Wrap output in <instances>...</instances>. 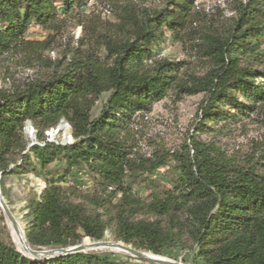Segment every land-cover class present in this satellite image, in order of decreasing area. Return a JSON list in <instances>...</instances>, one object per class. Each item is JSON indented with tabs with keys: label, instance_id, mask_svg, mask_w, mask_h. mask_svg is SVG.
<instances>
[{
	"label": "trees",
	"instance_id": "16d2710c",
	"mask_svg": "<svg viewBox=\"0 0 264 264\" xmlns=\"http://www.w3.org/2000/svg\"><path fill=\"white\" fill-rule=\"evenodd\" d=\"M196 1L167 0L155 10L116 1L109 7L117 22L101 32L82 20L85 0H0V59L41 64L53 36L27 39L32 24L55 34L72 19L84 26V36L49 70L0 87L2 194L11 204L6 181L27 172L46 182L40 191L29 182L25 196V238L33 249L100 241L111 227L116 240L154 255L181 249L197 264H264V139L240 156L219 143L246 121L264 127V0H237L232 21L216 27ZM205 19L208 26L197 28ZM167 32L192 42L194 57L209 66L203 76L186 60L158 57ZM195 95H202L197 134L178 149L158 145L150 156L140 150L138 119L166 97ZM63 120L73 142L48 141L45 132ZM27 122L36 129L32 144ZM57 162L60 172L49 168ZM168 165L174 172L162 185L152 174ZM76 167L86 169L94 188L68 184ZM4 229L0 264H126L97 252L29 257Z\"/></svg>",
	"mask_w": 264,
	"mask_h": 264
},
{
	"label": "rangeland",
	"instance_id": "374dc122",
	"mask_svg": "<svg viewBox=\"0 0 264 264\" xmlns=\"http://www.w3.org/2000/svg\"><path fill=\"white\" fill-rule=\"evenodd\" d=\"M116 1L123 2L124 0H85V3L78 8V12L83 16L82 20L86 26L92 27L98 25L101 32L106 29H112V25L117 22L116 10L110 9L109 5L115 4ZM140 8L146 9H160L163 7L167 0H133ZM237 0H197L195 6L198 10L204 11L207 15L206 19H213L215 27L225 26L232 21V17L235 15L234 6ZM200 22L197 24V28L208 26V21ZM80 19H72L64 23L61 31L58 34L51 33L48 30L43 29L41 26L32 24L26 38L30 40H48L50 36H53V42L44 49L42 52V62H27L20 56H9L0 59V87H8L14 84H19L28 80L30 77L40 72L49 70L47 65L50 61L63 59V55L66 54L68 47H75L77 40L84 36V29ZM190 41L183 39L181 41L176 40L170 32L166 33L165 39L160 42L155 48L159 53L160 58H166L168 60L178 61L186 60L189 64L190 72L198 76H203L209 66L197 57H194L193 52L190 49ZM70 56V55H68ZM202 95L187 96L182 100H175L173 97H166L165 99L156 102L153 105L152 111L143 118L138 119L136 124V130L138 133V140L140 150L146 152L147 156H150L154 147L164 146L167 149H178L181 144L188 139L190 134H197L194 130L193 120L197 113V108ZM106 99V95L97 103L93 110L94 115H98L101 111L103 103ZM26 133L32 144L36 140V129L34 126L27 122ZM47 140L50 142L58 143L61 145L69 144L73 142L71 135V127L65 121H61L59 125L49 129L45 132ZM203 139L209 140L212 138L211 134H203ZM264 139V127H261L251 121H246L240 127H236L235 130L228 136L219 137V143L223 149L231 156L244 155L250 152L253 145L260 140ZM49 168L60 172L63 170V165L59 162L51 165ZM174 172L171 165L161 167L157 169L152 178L156 179L162 185L168 184L172 173ZM68 184H73L79 187L81 190H89L94 188V180L87 173L86 169L82 167H76L73 169L70 176L67 177ZM36 185L38 191L46 186L45 180L41 176H36L34 173H24L20 177H9L6 181L11 194V204L9 207L18 221L22 232L25 235V206L26 197L29 196L30 184ZM135 189L141 190L143 194H148V189L139 184L135 185ZM0 192L2 190L0 187ZM3 195V194H2ZM4 197V195H3ZM6 200V198L4 197ZM7 202V201H6ZM8 203V202H7ZM4 227H7V231L13 242L21 253L29 256L25 252V247L21 248L14 238V231L7 216L5 215L0 205V230L7 233ZM26 239V238H25ZM100 241L121 242L116 240L113 234V230L110 227L105 236ZM83 242H94L90 238H85ZM87 252H97L103 255L110 256V259L114 262L125 261L126 264H155L146 260L136 259V257L118 250H113L106 247L96 248ZM146 252V251H143ZM153 254L152 252H146ZM161 258L169 259L172 261H178L183 264H197L194 259V254L181 249L168 250L163 255H158ZM30 257V256H29Z\"/></svg>",
	"mask_w": 264,
	"mask_h": 264
},
{
	"label": "water",
	"instance_id": "95a60500",
	"mask_svg": "<svg viewBox=\"0 0 264 264\" xmlns=\"http://www.w3.org/2000/svg\"><path fill=\"white\" fill-rule=\"evenodd\" d=\"M0 179H1V174H0ZM0 205L7 216L10 224L14 228L16 232H20L22 228L20 227L18 221L16 220L15 216L13 215L8 203L4 199L3 195L0 192ZM23 231V230H22ZM24 234V232H23ZM25 239V235H24ZM25 243L27 245V248L25 249V252L33 258H51V257H56L60 255H67V254H73V253H81V252H87L92 249L96 248H101V247H106L110 248L113 250H118V251H123L126 252L136 258H139L141 260H146L155 264H183L178 261H172L169 259L161 258L158 255L154 254H148L146 252L137 250L133 248L130 245H126L123 242H111V241H94V242H82L81 244L67 247V248H55V249H43V250H38V249H33L25 239Z\"/></svg>",
	"mask_w": 264,
	"mask_h": 264
},
{
	"label": "bare ground",
	"instance_id": "6f19581e",
	"mask_svg": "<svg viewBox=\"0 0 264 264\" xmlns=\"http://www.w3.org/2000/svg\"><path fill=\"white\" fill-rule=\"evenodd\" d=\"M12 229L14 231V238H15L16 242L19 244V246L21 248H24L25 247V249H26L27 248V245L25 243L24 234H23L22 230H20V232L18 233V232H16L14 230L13 227H12Z\"/></svg>",
	"mask_w": 264,
	"mask_h": 264
}]
</instances>
